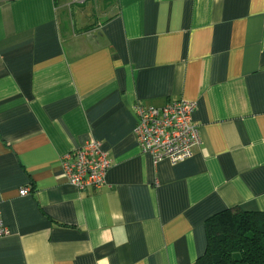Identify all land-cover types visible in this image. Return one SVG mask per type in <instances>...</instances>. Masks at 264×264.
<instances>
[{
  "label": "crops",
  "instance_id": "crops-1",
  "mask_svg": "<svg viewBox=\"0 0 264 264\" xmlns=\"http://www.w3.org/2000/svg\"><path fill=\"white\" fill-rule=\"evenodd\" d=\"M176 100L201 145L153 164L133 107ZM90 139L78 192L59 158ZM232 208L264 213V0H0V264H196Z\"/></svg>",
  "mask_w": 264,
  "mask_h": 264
},
{
  "label": "built area",
  "instance_id": "built-area-1",
  "mask_svg": "<svg viewBox=\"0 0 264 264\" xmlns=\"http://www.w3.org/2000/svg\"><path fill=\"white\" fill-rule=\"evenodd\" d=\"M74 3L77 0H73ZM136 117L133 131L135 141L142 154L156 164L167 161L174 166L192 157L196 147L201 145L197 127L193 124L195 102L176 100L162 107H133ZM59 167L67 183L78 192L99 190L105 186L110 162L98 140L90 139L59 158ZM28 188L19 190L20 196ZM9 234L0 212V238Z\"/></svg>",
  "mask_w": 264,
  "mask_h": 264
},
{
  "label": "trees",
  "instance_id": "trees-1",
  "mask_svg": "<svg viewBox=\"0 0 264 264\" xmlns=\"http://www.w3.org/2000/svg\"><path fill=\"white\" fill-rule=\"evenodd\" d=\"M204 230L206 247L196 264H264V213L225 209Z\"/></svg>",
  "mask_w": 264,
  "mask_h": 264
}]
</instances>
